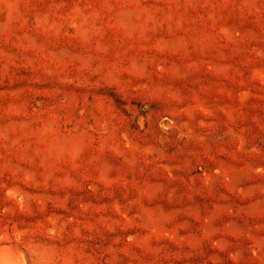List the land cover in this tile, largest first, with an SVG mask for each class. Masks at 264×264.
Instances as JSON below:
<instances>
[{"label":"rangeland","instance_id":"obj_1","mask_svg":"<svg viewBox=\"0 0 264 264\" xmlns=\"http://www.w3.org/2000/svg\"><path fill=\"white\" fill-rule=\"evenodd\" d=\"M3 245L264 264V0H0Z\"/></svg>","mask_w":264,"mask_h":264},{"label":"bare ground","instance_id":"obj_2","mask_svg":"<svg viewBox=\"0 0 264 264\" xmlns=\"http://www.w3.org/2000/svg\"><path fill=\"white\" fill-rule=\"evenodd\" d=\"M0 264H25V256L10 246H0Z\"/></svg>","mask_w":264,"mask_h":264}]
</instances>
